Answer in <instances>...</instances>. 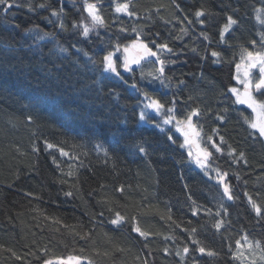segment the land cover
<instances>
[{"label": "trees", "instance_id": "1", "mask_svg": "<svg viewBox=\"0 0 264 264\" xmlns=\"http://www.w3.org/2000/svg\"><path fill=\"white\" fill-rule=\"evenodd\" d=\"M125 2L134 15L115 11ZM87 3L105 23L85 37ZM198 10L205 15L197 18ZM229 15L238 23L222 41ZM262 21L264 0L0 5V264L70 257L87 264H242L237 241L244 239L259 241L264 255V214L249 202L264 210V137L249 127L253 111L228 91L239 85L244 50H264ZM138 36L165 60L163 76L154 56L123 69L120 49ZM163 43L172 52L156 47ZM108 52L119 76L104 71ZM146 97L179 120L200 110L193 120L201 144L212 153V169L227 173L232 200L192 163L180 135L160 127L162 116L145 111L140 120ZM116 213L124 217L119 225L111 223ZM137 226L147 235L133 231Z\"/></svg>", "mask_w": 264, "mask_h": 264}, {"label": "snow or ice", "instance_id": "2", "mask_svg": "<svg viewBox=\"0 0 264 264\" xmlns=\"http://www.w3.org/2000/svg\"><path fill=\"white\" fill-rule=\"evenodd\" d=\"M15 0H0V5H5L6 9H10L14 6ZM18 6V5H17ZM41 7H43V5H41ZM178 7V5H177ZM29 9L31 10V6L29 5ZM85 10L88 12L89 17L91 18V24L88 25H84L83 26V35L85 37L88 36L89 32L96 28L97 26H103L105 23V20L103 18V16L100 14V10L97 7V5L95 3H87L86 4V8ZM115 11L117 13L120 12H124L128 15H134L133 12L129 11V3L125 2L122 4H118L116 6ZM53 16H57L58 13L56 11L52 12ZM196 17L199 18L201 16H204L205 13L203 10H198L195 13ZM257 19H259V16L257 17ZM201 23H203V21H200ZM264 22V21H262ZM189 23H191V21H189ZM238 23V21L236 19L233 18V16L229 15L226 18V22L223 25V28L221 29L219 35H220V39L223 41L224 37H225V33H228L229 30L232 28L233 25H236ZM61 27L63 28V25H61ZM49 33L45 32L44 36H48ZM41 39H43V37H41ZM205 39H208L207 36H205ZM137 40H139V36L137 37ZM261 43L264 44V34L261 35ZM251 44L253 45V47H255L256 45V41L253 40L251 41ZM133 47H139L141 49H143L144 51V55L145 56H154L157 57V60L160 64L159 69L157 70L160 74V76H163L164 74V65H165V60L160 59L157 56V53L152 51L151 48L148 47L147 44H144L142 42H140L139 44H137L136 41L133 42ZM156 47L158 49H163V50H167L168 52H172V49L168 47V45L166 43L163 44H156ZM117 50H119V45H117ZM61 52L65 51V49L61 48L60 49ZM125 52L128 51L127 48L124 49ZM246 53V62H245V57L242 56L241 57V63L236 64V72L237 75L234 77L238 83L243 84V91H240L238 88L236 87H232L230 88L228 91L231 92L234 96H235V103L237 104H244L247 105L249 108L252 109V111L254 113H256L257 115V119L250 121L249 122V127L255 130H258L259 135L261 137H264V51H248L247 49L244 50ZM113 52H108L106 55L103 56V66H104V71L105 72H111V73H115L117 76L120 75V73L117 71V66L115 61L113 60ZM211 55L213 57H218L219 53L213 51L211 53ZM144 56L135 58L131 61L128 60V58H125L123 67L125 68L126 71H131L132 69L130 68V63H135V64H139L140 60L143 59ZM243 65V77L241 78V68ZM258 68L259 70V76L258 79L255 83H253V76H252V72L251 69H255ZM133 87H135V85H133ZM254 92L259 94L260 97H262L261 99H258L256 95H254ZM147 95V94H145ZM51 102L53 104L58 103V101L56 100L55 97L52 98ZM152 109H155L157 112H160L163 108L164 105L160 103L159 100H151V102L146 106ZM173 109L169 108L168 109V118L165 119L163 121L164 124H170L173 120L176 119V117L174 115H172ZM200 115V110L198 108H194L192 109V111L190 113H188L183 121V123H185L188 127V129H190L195 135H199L198 132H196V126L193 124V118L197 117ZM220 120H223L224 118L218 117ZM146 119V114L144 112L140 113V120H145ZM181 123V121H177V124L179 125ZM179 130V128H178ZM169 139H171V137H169ZM210 142H212V138L209 137L208 138ZM221 141H223V137H221ZM188 132H185V143H188ZM183 146V145H182ZM49 148L53 147V145L49 144L48 145ZM212 147H214L216 149L217 152L221 151V149L216 145L215 142H212ZM138 151L140 153H144L147 154V150L143 145H139L138 146ZM62 154L66 155L67 153H63V150L61 149ZM192 153L189 152V156H191ZM241 156H243V153L240 154ZM212 156V153L210 151H208L207 148L203 149L202 151L197 153L196 156V163L199 164L202 168L205 167V162L208 160L209 157ZM202 157V158H201ZM218 183L221 184L223 186V195L227 197L228 200H232L233 199V195L231 192V188L230 185L227 183L226 181V177H227V173H219L218 172ZM66 195H72V193H66ZM249 202L252 204L256 214L262 215L264 214V210L261 209V207L259 205H257L254 201L251 200V198H249ZM196 213L193 212V215H195ZM102 215V214H101ZM217 215H219V213H217ZM116 218L111 220V223L113 225H119L123 220L124 217H122L119 213L115 214ZM215 227L217 228V230L220 229L221 227V222H217ZM133 231L139 233L141 236H146L147 234L142 231L140 229V227H134ZM192 233L196 232V228H192L191 229ZM195 243H198L197 241H194ZM237 245L239 246V241H237ZM249 248L253 247L252 244L248 245ZM255 247L259 248L260 247V242L257 241L255 243ZM198 251L203 254L205 252H207V254L209 256L214 255V253L210 250H207L205 247L200 246L198 248ZM183 252L184 253H188L189 252V248L188 247H184L183 248ZM179 254V253H178ZM70 260H72L73 258H69ZM75 261L78 264L79 261V257L74 258ZM261 259L264 260V255L261 256ZM45 264H51L50 261H45Z\"/></svg>", "mask_w": 264, "mask_h": 264}, {"label": "rangeland", "instance_id": "3", "mask_svg": "<svg viewBox=\"0 0 264 264\" xmlns=\"http://www.w3.org/2000/svg\"><path fill=\"white\" fill-rule=\"evenodd\" d=\"M135 41L137 42V44H139L140 42L144 43L141 40H135ZM133 42L134 41L123 45L122 48L120 49L122 54H123V64H124V61H125L126 57L128 58L129 61H131V60H133L135 58L144 56V58L140 60L139 64L130 63V68L131 69H133L134 67L140 65L143 61L149 60V59H151V57H153V56H145L143 49H141L139 47H133ZM144 44H146V43H144ZM125 48L128 49L127 52L124 51ZM113 60H114V55H113ZM245 62H246V56H245ZM123 69L125 70L124 67H123ZM243 70L244 69H243V65H242L241 73H240L241 78L243 77ZM251 72H252V76H253V83H255L257 81V79H258V76H259V70H258V68H255V69H251ZM236 75H237V72H236ZM234 87L238 88L240 91H243V87L244 86H243V84L239 83V85L234 86ZM234 98H235V96H234ZM151 100H153V99H150L149 97L145 98V100H144V110L142 112L145 113V111H151V112L156 113L157 115L162 116V121H161L160 127L161 128H167V127L173 128L174 131L180 135L182 145L186 149L188 154H189V152L192 153V155L190 156V159H191L192 163L195 164L200 169H203L204 171H207L209 174L214 176L216 180H218V175L217 174H218L219 171H217L215 169H212V167L210 166V163H209L210 157L205 162V167H203V168L199 164L196 163L197 153L202 151L204 148H203V146L201 144V141H200L199 129H198L197 125L195 124L194 120H193V124L196 126V129H195L196 132L199 133L198 136L195 135L190 129H188V127H187V125L185 123H183L184 119L183 120L182 119L179 120L176 117V115L174 114V111L172 112V115H174L176 117V119L173 120L170 124H164L163 121L165 119H167L168 115H169L168 111H166V115H162V113L165 111V109H162L160 112H157L155 109L146 107L151 102ZM239 105L248 107L247 105H244V104H239ZM253 114H254V120H256L257 119V115L254 112H253ZM143 121L146 122V119L143 120ZM177 121H181V123L178 125ZM178 128H179V130H178ZM185 132H188V141H189L188 143H185ZM249 244H252L253 247L249 248V246H248ZM238 254L240 256L242 264H255V263H257V262L262 260L261 259L262 253H261L260 249L255 247V244L250 242L248 239H244V241L242 243H240V245L238 246ZM70 258H72V257H70ZM50 262H51V264H77V262L75 261L74 258L72 260H70L69 258H67V259H56V260H50ZM78 264H87V262L84 261V260L79 259Z\"/></svg>", "mask_w": 264, "mask_h": 264}]
</instances>
